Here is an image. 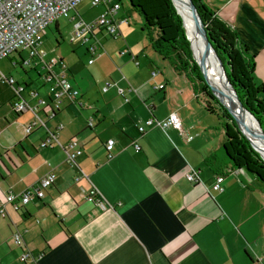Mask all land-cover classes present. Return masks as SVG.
<instances>
[{"label":"crops","instance_id":"crops-1","mask_svg":"<svg viewBox=\"0 0 264 264\" xmlns=\"http://www.w3.org/2000/svg\"><path fill=\"white\" fill-rule=\"evenodd\" d=\"M234 2L224 4L229 21L215 14L216 19L234 32L226 23L241 21L240 43L253 57V81L264 87V0ZM125 25L117 40L98 32L90 41L97 46L91 65L87 46L86 61L59 57L63 66L55 71L64 73L79 97L76 103L63 99L59 110H42L45 127L26 136L30 112L11 109L0 116V200L47 174L56 176L42 200L17 212L6 206L7 216L0 217V264H264V187L243 169L232 170L217 118L170 64L150 66L147 52L129 47ZM107 83L111 86L102 92ZM118 88L135 92L122 97ZM43 100L52 105L49 95ZM171 114L180 130L145 126ZM47 131H57L61 145L77 140L82 154L74 165L59 146L40 147ZM109 140L111 159L105 150ZM190 170L200 172L194 184L185 179ZM80 174L85 177L76 182ZM221 174L223 191L215 192L212 185ZM92 190L105 210L86 201ZM23 252L39 258L23 263Z\"/></svg>","mask_w":264,"mask_h":264},{"label":"built area","instance_id":"built-area-1","mask_svg":"<svg viewBox=\"0 0 264 264\" xmlns=\"http://www.w3.org/2000/svg\"><path fill=\"white\" fill-rule=\"evenodd\" d=\"M83 0H0V61L9 58L13 54H17L19 62H13V66H27L40 67L43 71L42 79L48 85L50 103L40 98L37 91L31 85L17 84L12 77L4 76L0 72V82H6L15 92V101L11 104V109L14 113L21 114L30 112L33 120L24 126V134L27 136L36 128L45 127L44 122L40 118L42 110H59L62 100L66 99L71 103H76L79 97V92L67 80L63 72H56L55 68L63 64L61 62L50 60L46 61V53L41 49L42 34L47 27H49L60 17L70 18L73 22L72 30L74 36L72 41H79L83 46H87V52L91 54L92 59L88 64L93 63V58L96 54L97 46L95 43L90 45V41L96 38L98 32H103L111 40H117L120 36V26L128 24L126 18H119L118 13L121 10V4L118 0H91V6H103L104 11L94 21L85 23L81 16L77 13L71 16L73 11H76V6ZM78 16V17H77ZM78 18L80 20H78ZM20 52H25L27 58L21 59ZM123 53V52H122ZM138 65V62H135ZM156 72L152 73L154 77ZM111 86L107 83L102 92H106ZM163 86H159L162 89ZM118 95L124 97L126 93L135 92L132 88L126 90L117 89ZM26 93L30 100H34V104H30L23 94ZM125 101H128L125 98ZM158 126L160 128L173 127L180 130V123L174 114L168 116L167 119L157 121L149 119L145 122V126ZM88 127L92 128V123L89 121ZM62 126H58L57 131L61 130ZM139 133L144 132L143 127L138 128ZM55 132L46 133L45 138L41 141L40 147L42 149L51 148L55 145L59 146L65 153L66 162L70 165L75 164V160L82 154L81 148L75 138L69 140L65 145H61L58 141V134ZM191 137L188 138V141ZM114 142L109 140L105 144L107 159L112 158V150ZM136 152L140 150L137 144L133 145ZM198 170H190L185 179L190 184L198 182ZM83 176L78 175L75 181H79ZM56 176L53 173L47 174L40 178L38 182L20 194L8 193L3 200H0V217L7 216L6 206H11L16 212L20 211L25 205L34 200H42L44 198V191L50 188ZM224 174L217 175L215 182L212 185V190L215 192H222V183ZM86 201L95 204L100 210H105L107 205L99 198L97 192L92 190L89 195L85 196ZM12 239L17 247L22 246L21 237L18 233L12 235ZM39 258H33L30 253L23 252L20 256V261L27 263L29 260L37 261Z\"/></svg>","mask_w":264,"mask_h":264},{"label":"trees","instance_id":"trees-1","mask_svg":"<svg viewBox=\"0 0 264 264\" xmlns=\"http://www.w3.org/2000/svg\"><path fill=\"white\" fill-rule=\"evenodd\" d=\"M127 1L131 9L142 17V30L146 32L152 50L163 60L169 61L171 67L188 80L204 110L217 118L218 127L224 135L223 153L232 170L243 169L264 187V162L238 130L232 117L211 94L192 54L186 28L184 26V32L182 20L171 0ZM192 1L212 47L224 66L226 64L228 67V71L226 68L225 71L239 100L264 130V87L255 85L253 81V57L248 55L245 46L237 48V35L218 21L215 13L203 8L200 0Z\"/></svg>","mask_w":264,"mask_h":264},{"label":"rangeland","instance_id":"rangeland-1","mask_svg":"<svg viewBox=\"0 0 264 264\" xmlns=\"http://www.w3.org/2000/svg\"><path fill=\"white\" fill-rule=\"evenodd\" d=\"M229 0H200V4L203 8L208 10L210 13H215L222 21H229V18L225 16L224 4ZM240 0H235L234 4H238ZM121 10L118 14H121L122 17L126 18L128 21V28L125 29L126 32H130L129 38V47L139 48L141 49V54L147 52V64L148 65H169V61L163 60L160 56H158L151 48L148 36L143 28V19L142 17L133 11L127 0H120ZM233 6V5H232ZM224 9V10H223ZM104 11V7L99 5L96 7L91 6V0H83L76 6V11L71 13L72 15L79 14L81 19L85 23H90L94 21L101 13ZM236 14L232 15L233 18ZM216 16V15H215ZM78 17V16H77ZM78 20H80L78 18ZM236 21V20H235ZM240 20L235 25L232 23H226L232 29L235 30L238 35L239 41L237 43V48L240 49L243 47V44L240 43ZM235 23V22H234ZM73 22L70 21V18L60 17L57 19V22L51 24L49 27L45 29L42 34V45L41 49L46 53V61L55 60L58 61L59 57L67 59L70 58L75 62H83L86 61V46H83L79 41H72V37L74 36L72 30ZM57 25V27L55 26ZM127 25V24H126ZM125 25V26H126ZM237 27V28H236ZM205 28V27H204ZM206 30V29H205ZM210 53V52H209ZM212 57V54L210 53ZM21 59L25 60L27 55L25 52H20ZM213 59V57H212ZM19 57L17 54H13L9 58L2 59L0 61V72L7 77H12L17 84L23 85H31L32 88L37 89L39 93V97L42 99H46L49 95L48 85L45 84L42 79L43 71L41 68L24 66L21 67L19 65L13 66V62H19ZM160 68V67H159ZM225 68L228 71V67L225 64ZM208 81V80H207ZM222 85L220 87L222 88ZM219 96L226 100V96L222 93V90H218ZM25 96V95H24ZM23 96V97H24ZM15 92L13 88H11L6 82H0V116H5L10 110L11 106L9 104L10 99L14 100ZM12 100V101H13ZM15 101V100H14ZM13 101V102H14ZM217 120V119H216ZM218 121V120H217ZM215 134L222 135L219 131L215 132ZM224 137V136H223ZM21 256V254H20ZM20 259V257H19Z\"/></svg>","mask_w":264,"mask_h":264},{"label":"bare ground","instance_id":"bare-ground-1","mask_svg":"<svg viewBox=\"0 0 264 264\" xmlns=\"http://www.w3.org/2000/svg\"><path fill=\"white\" fill-rule=\"evenodd\" d=\"M175 7L177 9V12L181 16L184 26L186 28V36L188 40L191 42V49L194 55V58L196 61L199 62L207 82L209 85L214 89L215 94L219 96L218 90L221 89L222 93L227 97L226 100H224L222 97L221 100L230 108H237L238 104L237 101L234 99V97L229 93V86L227 84V81L224 77V74L222 70L219 68L217 60L214 58V55L212 54V57L210 56V53L208 54L206 50L203 47V39L201 37V29L197 24L195 23V17L194 14L190 12L188 8V1L187 0H173ZM222 85V88L220 85ZM239 120V123L244 130V132L251 138L253 144L258 150H262V145L260 144V141L257 139H254L253 134V128L251 125H248L243 121L238 115L236 116ZM253 137V138H252ZM263 157H264V150H263Z\"/></svg>","mask_w":264,"mask_h":264},{"label":"water","instance_id":"water-1","mask_svg":"<svg viewBox=\"0 0 264 264\" xmlns=\"http://www.w3.org/2000/svg\"><path fill=\"white\" fill-rule=\"evenodd\" d=\"M188 1V8L190 10L191 13L194 14V17H195V23L197 24V26L200 27L201 29V37L203 39V47L204 49L206 50V52L209 54L212 53L214 55V58L217 60L218 62V65H219V68L222 70L223 74H224V77L227 81V84L229 86V93L234 97V99L237 101V104H238V107L237 108H233V109H230L222 100L220 97H218L216 94H215V91L214 89L209 85V83L207 82L205 76H204V72L199 64L198 61H196L198 67H199V70L204 78V81L206 82L207 86L209 87L210 91H211V94L217 99L218 103L227 111V113L232 117V119L234 120L238 130L242 133V135L249 141L250 145L252 146V148L258 153V155L261 157V159L263 160L264 162V157H263V150H264V130L262 129L261 127V124L259 121H257L255 119V117L243 106V104L241 103V101L239 100L238 96H237V93H236V90L234 89V87L232 86V84L230 83L228 77H227V74H226V71H225V66L223 64V61L218 57L216 51L214 50V48L212 47L211 45V42L209 41L208 37H207V33H206V30L204 28V24L198 14V11H197V8L195 6V4L193 3L192 0H187ZM171 3L176 11V13L178 14L177 12V9L175 7V4H174V1L171 0ZM179 15V14H178ZM180 16V15H179ZM181 18V16H180ZM182 20V18H181ZM182 26H183V29H184V23H183V20H182ZM184 32H185V29H184ZM186 34V32H185ZM187 37V36H186ZM188 39V38H187ZM190 48H191V45H190ZM192 50V49H191ZM193 54V52H192ZM194 56V55H193ZM239 116L243 121H245V123H247L248 125H251L252 128H253V134H254V139H257L260 141V144L262 145V150H258L255 145L253 144L251 138L244 132V130L242 129L240 123H239V120L237 119L236 116ZM252 137V138H253Z\"/></svg>","mask_w":264,"mask_h":264}]
</instances>
